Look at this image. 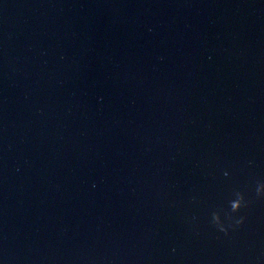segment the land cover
I'll use <instances>...</instances> for the list:
<instances>
[{"label": "water", "instance_id": "1", "mask_svg": "<svg viewBox=\"0 0 264 264\" xmlns=\"http://www.w3.org/2000/svg\"><path fill=\"white\" fill-rule=\"evenodd\" d=\"M258 183L264 0H0V264H264Z\"/></svg>", "mask_w": 264, "mask_h": 264}, {"label": "clouds", "instance_id": "2", "mask_svg": "<svg viewBox=\"0 0 264 264\" xmlns=\"http://www.w3.org/2000/svg\"><path fill=\"white\" fill-rule=\"evenodd\" d=\"M256 194L257 196H264V183H258L256 187ZM234 195L236 198L229 201L230 212L225 213V218L228 221L233 220L232 214L238 213L241 208H246L248 206V202L245 200L244 194L242 192L236 191ZM243 222L244 218L241 217L240 219H236L234 224L235 226H239L243 224ZM211 224L225 234H227L229 227H233L232 223H230L228 227H225L224 223L221 221V215L219 211H214L211 213Z\"/></svg>", "mask_w": 264, "mask_h": 264}]
</instances>
